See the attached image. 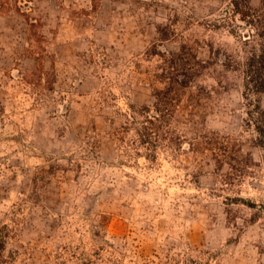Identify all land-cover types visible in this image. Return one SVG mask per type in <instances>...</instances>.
<instances>
[{"label": "rangeland", "instance_id": "rangeland-1", "mask_svg": "<svg viewBox=\"0 0 264 264\" xmlns=\"http://www.w3.org/2000/svg\"><path fill=\"white\" fill-rule=\"evenodd\" d=\"M225 2L0 0V264H264V146L223 65L248 26H208ZM185 43L207 61L189 91L211 95L171 128L229 137L235 159L147 148L129 124Z\"/></svg>", "mask_w": 264, "mask_h": 264}, {"label": "trees", "instance_id": "trees-1", "mask_svg": "<svg viewBox=\"0 0 264 264\" xmlns=\"http://www.w3.org/2000/svg\"><path fill=\"white\" fill-rule=\"evenodd\" d=\"M219 16L210 20L208 26L212 28H225L233 31L240 20L244 22L248 29L241 32L245 49L244 61L240 62L234 55L225 53L224 67H242L245 87L247 93L245 98L248 101L247 125L258 134L259 145L264 146V107L258 103H253L249 97L251 95L264 92V0L260 6H253L252 0H226L224 6L218 9ZM248 33V35H246ZM212 49L213 59L219 53L213 42L208 44ZM195 47L185 43L181 52H174L169 60L163 54H159L166 62L167 66L162 74L157 77L164 81V88H155V103L152 108L146 107L136 110L137 115L144 120L138 121L137 116L129 115V124H134V130L138 135V142L147 148L156 149L159 145L170 143L177 147H183L188 143L197 153H204L203 148L211 150L217 161L235 159L232 153V142L227 137V141H221L219 137H211L208 133L197 131L196 140H187L185 136H179L171 128L172 124L183 122L182 115L186 112L196 122V116L202 117L206 104L204 99L210 98L211 92L204 86H199L197 91H189L195 77L200 73V67H205L204 63L195 58ZM221 53V52H220ZM182 64H179V62ZM42 76V75H40ZM130 125H128L129 128ZM126 128V127H124ZM165 131H162V130ZM215 134V133H214ZM206 146V147H204ZM218 148L221 154L216 153ZM3 236L0 239V249L4 248Z\"/></svg>", "mask_w": 264, "mask_h": 264}]
</instances>
